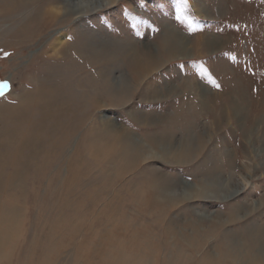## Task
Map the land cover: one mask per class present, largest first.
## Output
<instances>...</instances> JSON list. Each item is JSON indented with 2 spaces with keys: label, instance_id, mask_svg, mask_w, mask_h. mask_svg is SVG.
<instances>
[{
  "label": "rangeland",
  "instance_id": "1",
  "mask_svg": "<svg viewBox=\"0 0 264 264\" xmlns=\"http://www.w3.org/2000/svg\"><path fill=\"white\" fill-rule=\"evenodd\" d=\"M25 3L0 0V264H224L225 243L249 251L248 230L264 236V0H188L194 30L177 0L79 16ZM167 24L192 40L188 57L160 46ZM85 37L113 43L110 58ZM226 181L241 191L181 199L186 182Z\"/></svg>",
  "mask_w": 264,
  "mask_h": 264
},
{
  "label": "bare ground",
  "instance_id": "2",
  "mask_svg": "<svg viewBox=\"0 0 264 264\" xmlns=\"http://www.w3.org/2000/svg\"><path fill=\"white\" fill-rule=\"evenodd\" d=\"M23 4L26 5V1L27 0H21ZM49 1V0H48ZM59 1V0H58ZM61 1V5L60 6H54V8L51 7V9H54L55 12H61L62 14H66V15H70L72 16L74 13L77 14V16L82 15L84 13H88V12H93L96 9H100L102 7L108 6L110 3H112L114 0H60ZM31 2V1H30ZM35 2V1H34ZM57 2V1H56ZM33 5L35 3H32ZM37 5V4H35ZM34 5V7H35ZM39 5V3H38ZM37 5V6H38ZM32 7V6H31ZM36 8V7H35ZM202 11V10H201ZM45 12V10H44ZM43 12V13H44ZM204 12V11H203ZM38 13V12H36ZM54 13V12H53ZM38 16V15H37ZM41 16V15H40ZM69 16V17H70ZM76 16V17H77ZM66 17V16H65ZM41 19V18H40ZM38 19V20H40ZM31 20V19H30ZM33 21V20H31ZM165 29L162 33V37L160 40V46L162 47V49L168 51L171 56V58L176 57V56H181V57H188L191 53L189 50V42H192V40H189V37H186L185 35H183L181 32H179L178 30H176L174 27L167 25H164ZM36 33V32H34ZM34 33L32 35H34ZM27 34H29L27 32ZM27 34H25L27 36ZM24 35V36H25ZM207 35V34H206ZM200 37L202 39H200ZM86 38V37H85ZM200 40L196 39L198 43L201 42L202 45L205 46H210L213 45L211 43L215 42L213 39H210V37L208 38V36H201L199 35ZM89 37L86 38V46L88 49H90L91 51L96 50L98 51L101 56H104L105 58H110L109 54H110V43H108L107 45H104V47H98V45H96V43L92 42V40H88ZM131 39V38H128ZM215 39V38H214ZM84 40V39H83ZM217 40V39H216ZM94 41V40H93ZM128 42H120V50L119 55L121 56H125V52L126 50L129 51L130 49V45L128 44ZM106 43V42H105ZM219 44V43H218ZM217 44V45H218ZM63 45V42H62ZM76 45V44H75ZM78 45V44H77ZM82 45V44H81ZM79 46V45H78ZM100 46V45H99ZM114 46V44H113ZM116 46V45H115ZM146 46V51L147 54L146 56H150L151 53H153V51L151 52V47L150 44L145 45ZM152 46V45H151ZM201 46V45H200ZM219 46V45H218ZM129 47V49H128ZM133 47V46H131ZM216 47V46H214ZM58 48V47H57ZM57 48L55 47V49L57 50ZM205 48V47H204ZM61 49V48H60ZM78 50V47H77ZM117 50V47H116ZM135 50V49H134ZM207 50V49H206ZM213 50V49H212ZM86 51V49H85ZM95 51V52H96ZM131 51V50H130ZM129 51V52H130ZM59 49L56 51L57 55L59 54ZM61 52H63L61 50ZM60 52V53H61ZM78 52H81L78 51ZM133 53V52H132ZM138 53V52H137ZM135 54V53H134ZM133 54V55H134ZM154 54V53H153ZM92 55V54H90ZM89 55V56H90ZM118 55V56H119ZM117 56V55H116ZM136 56V55H135ZM134 56V57H135ZM138 56V55H137ZM112 57V56H111ZM127 57V54H126ZM170 59V58H169ZM137 60H139L137 58ZM136 69V68H135ZM148 69V68H147ZM137 70V69H136ZM138 71V70H137ZM137 74V73H136ZM138 75H140L138 73ZM141 77V76H138ZM142 78V77H141ZM91 82V81H90ZM89 82V83H90ZM119 83H123L124 85H127L125 81H121ZM199 86V85H198ZM128 87V86H127ZM201 88H203V86H200ZM129 88V87H128ZM204 89V88H203ZM127 90V89H125ZM205 90V89H204ZM49 101V100H48ZM107 125H113L112 122H107ZM31 135L33 136V134L31 133ZM25 140V139H24ZM136 146V145H135ZM161 149V148H160ZM149 151V150H148ZM154 153V152H153ZM155 155V154H153ZM158 157V155H157ZM155 183V181L153 182ZM214 188V189H213ZM157 189L158 192L157 194L161 197L160 199L164 202H167L166 200L170 199L169 195L170 194V190H166L167 188L165 186H158L157 185ZM168 191V192H167ZM192 191H196L198 193V195H201L202 197H206V198H213V199H228L232 196L237 195L241 190L238 187H231L230 181H226V182H220V183H216L214 184L213 182H206L204 183V185L202 186H196L193 185L189 182H186V186L183 189V191L181 192V199H187L190 198L192 195ZM175 192V191H174ZM194 193V192H193ZM154 198L153 199H159V196L153 195ZM176 199V198H175ZM151 200V199H150ZM160 200V201H161ZM178 201V200H177ZM151 202V201H150ZM236 208V207H235ZM241 209V208H240ZM239 209V210H240ZM233 212H236L234 210H232ZM238 212V210H237ZM238 215V214H237ZM241 215V214H240ZM199 216L201 217V219H208V220H213L214 223L218 222L219 220V215L218 214H213V213H199ZM240 217V216H239ZM232 218V217H231ZM217 219V220H216ZM200 220V219H199ZM216 220V222H215ZM231 220V219H230ZM221 223V222H220ZM219 223V224H220ZM218 224V225H219ZM221 225V224H220ZM255 226V225H254ZM259 227V226H258ZM260 229V228H259ZM249 231L248 237H249V241H250V245L252 248L249 249V251L246 248V244L239 241L238 243L234 242V243H225L224 246H226L223 251L224 254L221 255V259L219 260L220 263H223L225 261L224 264H226V261H230L232 264H264V236H262L261 233H259L258 230L256 231ZM237 232V231H236ZM240 232V231H239ZM261 232V231H260ZM230 233V232H229ZM248 233V232H247ZM236 235V233H234ZM242 235V234H241ZM228 235H226L227 237ZM230 237V236H228ZM236 236L232 238H235ZM243 237V236H242ZM239 238V237H238ZM243 239V238H242ZM226 240V239H225ZM236 240V239H234ZM233 240V241H234ZM229 242V241H228ZM223 247V246H222ZM217 264V262H216Z\"/></svg>",
  "mask_w": 264,
  "mask_h": 264
},
{
  "label": "snow or ice",
  "instance_id": "3",
  "mask_svg": "<svg viewBox=\"0 0 264 264\" xmlns=\"http://www.w3.org/2000/svg\"><path fill=\"white\" fill-rule=\"evenodd\" d=\"M187 7H188V0H177L176 19L182 24H187L189 30H194L192 26V21L188 17L183 15V10ZM5 55H7V53H5ZM206 75H207V70L201 68V76H206ZM209 80H211V77H209ZM9 88H10V84L7 81H0V96L4 95Z\"/></svg>",
  "mask_w": 264,
  "mask_h": 264
}]
</instances>
